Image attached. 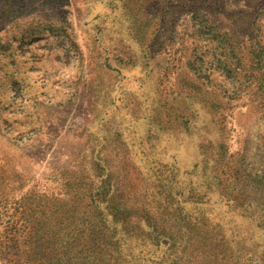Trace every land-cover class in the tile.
Wrapping results in <instances>:
<instances>
[{"label":"rangeland","instance_id":"1","mask_svg":"<svg viewBox=\"0 0 264 264\" xmlns=\"http://www.w3.org/2000/svg\"><path fill=\"white\" fill-rule=\"evenodd\" d=\"M251 171L264 173V0H0V264H90L101 180L115 202L179 200L234 254L262 252Z\"/></svg>","mask_w":264,"mask_h":264},{"label":"trees","instance_id":"2","mask_svg":"<svg viewBox=\"0 0 264 264\" xmlns=\"http://www.w3.org/2000/svg\"><path fill=\"white\" fill-rule=\"evenodd\" d=\"M217 165L218 161L213 160L210 172L207 174L205 170L203 174L206 188L212 186L213 180L215 185L218 182ZM228 168L225 175L230 184L233 172L231 166ZM239 174L246 182L253 181L264 189V173L251 171L252 177L247 178L244 172ZM200 187L199 184L191 189L189 202L200 204L203 201L205 194L201 196ZM113 190L106 185V180H101V184L90 191L88 205L95 218L84 238L89 244L90 264H264V246L262 252L252 253L247 248L240 255L234 254L225 238L216 234L219 224L209 222L202 214H190L179 200L163 198L153 205H127L113 201ZM231 193L234 202L237 194ZM255 222L264 229V214ZM10 240L14 242L12 254L16 257L20 249L16 238Z\"/></svg>","mask_w":264,"mask_h":264}]
</instances>
